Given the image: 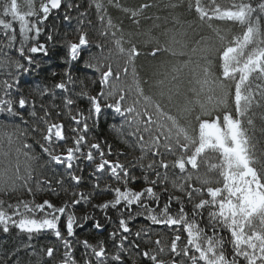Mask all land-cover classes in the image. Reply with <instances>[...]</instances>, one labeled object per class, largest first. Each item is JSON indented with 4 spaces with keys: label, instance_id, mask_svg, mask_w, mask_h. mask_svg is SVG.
Returning a JSON list of instances; mask_svg holds the SVG:
<instances>
[{
    "label": "snow or ice",
    "instance_id": "snow-or-ice-1",
    "mask_svg": "<svg viewBox=\"0 0 264 264\" xmlns=\"http://www.w3.org/2000/svg\"><path fill=\"white\" fill-rule=\"evenodd\" d=\"M107 3L137 29L153 19L151 2ZM185 3L193 20L144 33L175 58L165 80L198 85L169 88L184 96L173 115L141 85L140 33L125 39L103 0H0V231L51 236L36 264H264V0L165 7ZM202 26L213 37L195 39Z\"/></svg>",
    "mask_w": 264,
    "mask_h": 264
},
{
    "label": "trees",
    "instance_id": "trees-1",
    "mask_svg": "<svg viewBox=\"0 0 264 264\" xmlns=\"http://www.w3.org/2000/svg\"><path fill=\"white\" fill-rule=\"evenodd\" d=\"M21 4H23L24 0H19ZM84 7L87 8L88 0H81ZM120 4L124 7L129 8H137L141 3H149L151 2L154 6L150 9H147L144 13L145 16H152L153 19L146 20L143 17H140V26L137 29V26L134 25L128 16L123 11L109 6L107 0H103L105 7L107 8L108 15L112 17L113 23L120 25L123 28L125 39L128 38V33L130 32H138L139 35L133 37L134 42L137 43V46L140 48L141 55L135 61L136 72L138 73L139 79L141 81V85L144 88L145 94L151 96L154 101L161 103V106L164 108L166 112H169L173 115L177 114V110L179 107L184 105V96L183 95H173L171 101L168 99V90L172 89V93L176 92V89L172 87L175 83H180L181 88L180 92L185 93L189 87H198L194 82L189 84L190 76L188 75L187 70L185 73L181 74L179 81H171V76L169 75L168 79L165 80L163 73L170 68V64L175 61V58L171 57L167 53H160L157 56L153 57L150 53L152 51V44H145V41L148 39L144 33L148 32L149 29L152 30V35H159L160 29L154 28V24L164 25V18L168 17V27H172V15L177 13H183V19L193 20L195 17L194 12L188 13L186 10V3L184 8L177 9L173 12L172 9L166 8L165 4L169 3L170 0H119ZM174 2V0H173ZM83 10V9H82ZM57 13L54 12L52 19H55ZM159 16L161 19L159 21L155 20V17ZM91 19L93 23L97 26H100L99 22L96 19L95 9H89V15L85 17V20ZM121 22H123L121 24ZM51 23V20H50ZM76 22L73 21V25ZM199 22L197 21V24ZM214 25H218L221 28L229 27V25L224 24L222 22L213 21ZM17 32L19 25L18 23L15 25ZM179 27V26H177ZM63 31V27L61 28ZM191 34V32H190ZM120 33H117L119 36ZM213 37V33L206 26L197 27L196 34L194 36L195 39H200V36ZM125 47H128L125 44ZM217 65L219 61H216ZM218 71V68H217ZM0 78H3L0 76ZM25 87L33 82V77L25 76L24 78ZM127 79L131 80V66L129 67V76ZM159 80H165L163 85L158 84ZM147 81V83H144ZM164 91L166 93L165 96L161 97L160 92ZM189 97L192 96V93L187 92ZM202 101L206 100V97H201ZM198 111V109H197ZM257 112L256 117H254V123L256 125L257 131L255 132V137L258 141H260L258 147H264V134L259 132V128L264 126V122H262L259 118V113L262 111L261 109H255ZM118 122L113 121L111 116L108 117L107 121L104 125V130L101 135H108L109 139H112V136L108 132L107 124ZM118 143V142H117ZM4 149H7V144L5 143ZM38 150V149H37ZM3 157H0L2 160ZM139 173L137 172V175ZM23 198L29 199L26 193H21ZM15 201V197L11 198V202ZM145 223L143 218H137L135 221V225L139 226ZM157 230H160V226H156ZM53 238L46 233L34 235L31 240H29L27 234L19 233L17 229L10 228L9 233H3L0 231V264H16L17 260L20 264H36V261L40 259L39 250L42 246L47 245ZM26 245H31V247H25ZM19 249V251H17ZM35 250L37 255H30Z\"/></svg>",
    "mask_w": 264,
    "mask_h": 264
}]
</instances>
